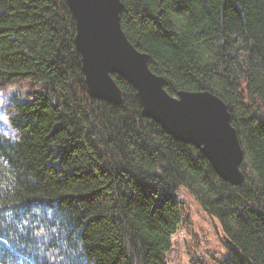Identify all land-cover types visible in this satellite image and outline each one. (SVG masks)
Masks as SVG:
<instances>
[{
	"label": "trees",
	"instance_id": "16d2710c",
	"mask_svg": "<svg viewBox=\"0 0 264 264\" xmlns=\"http://www.w3.org/2000/svg\"><path fill=\"white\" fill-rule=\"evenodd\" d=\"M121 2L124 32L170 95L210 91L229 106L246 181L223 180L146 118L120 76L121 105L89 96L66 0H0V86L11 92L0 264H170L192 224L181 188L228 241L218 264H264V0ZM25 80L36 88L15 93Z\"/></svg>",
	"mask_w": 264,
	"mask_h": 264
},
{
	"label": "water",
	"instance_id": "95a60500",
	"mask_svg": "<svg viewBox=\"0 0 264 264\" xmlns=\"http://www.w3.org/2000/svg\"><path fill=\"white\" fill-rule=\"evenodd\" d=\"M66 2L76 23L74 41L89 96L121 105L123 91L114 75L120 76L136 89L146 118L200 150L223 180L242 185L246 181L242 170L245 152L229 106L210 91L170 95L165 77L151 70L149 55L139 51L124 32L121 0Z\"/></svg>",
	"mask_w": 264,
	"mask_h": 264
},
{
	"label": "rangeland",
	"instance_id": "374dc122",
	"mask_svg": "<svg viewBox=\"0 0 264 264\" xmlns=\"http://www.w3.org/2000/svg\"><path fill=\"white\" fill-rule=\"evenodd\" d=\"M11 87L15 93H22L35 89L36 85L25 80L17 81ZM9 88L10 86H0V130L8 134L11 133L7 125L10 114L7 110L1 111V108L7 100L6 97L11 94ZM179 196L186 203L192 224L181 229L174 237V248L168 256L169 263L193 264L194 259L200 258L206 264H218V260L226 255L218 223L205 213L186 188H181Z\"/></svg>",
	"mask_w": 264,
	"mask_h": 264
}]
</instances>
